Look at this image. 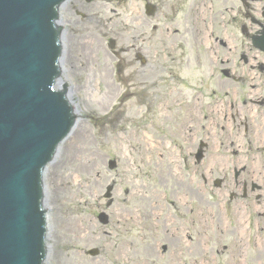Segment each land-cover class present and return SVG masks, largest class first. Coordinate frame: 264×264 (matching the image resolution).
<instances>
[{
	"label": "rangeland",
	"instance_id": "obj_1",
	"mask_svg": "<svg viewBox=\"0 0 264 264\" xmlns=\"http://www.w3.org/2000/svg\"><path fill=\"white\" fill-rule=\"evenodd\" d=\"M164 1L163 12L166 19L154 16L148 20V41L144 46L149 67L145 70L137 64L127 67L124 74L129 77H122L123 80L130 78L127 89L126 85L118 86V78L110 73L109 59L97 50L103 39L107 43L108 38L102 35L104 31L89 26L91 31L87 33L89 41L81 56L80 72L68 79L74 97V107L79 114L75 128H80L82 133L73 132L68 138L71 140L63 142L45 174L49 230L54 231L56 235L50 237V248L56 249L57 254L60 253L58 264H63L71 252L65 249L66 246L97 247L101 250L103 247L96 260L101 264H112L108 248L111 247V242L120 247L118 242L126 235L125 222H118L117 213L113 215V212L127 208L123 199L126 189H141L145 187L144 184L148 188L153 182L164 183L162 181L167 178L166 173L170 168H182L181 172H174L180 182L181 179L186 181L187 175L208 161L216 162L213 173L207 172L208 177L216 178L220 176L221 168L224 171L231 167V160L215 154H225L222 148L217 150V143H210L211 154H208L206 159L192 164V158L186 154L188 144L179 139L173 140L166 127L169 122L162 121L161 115L158 114L166 103V98H171L169 91L174 93L175 87L183 88L192 81L180 79L181 84L176 82L170 73L173 64L170 48L165 47L166 55H162L159 47L161 41L170 45L174 39L171 14L173 0ZM97 6L112 9L113 28L117 34L111 31L109 35L115 36L122 44L146 28L140 15L143 0H113L110 4L99 0ZM66 9L77 20L73 6H67ZM80 33L85 31L78 32ZM145 93L150 97L149 106L144 103ZM167 108L170 109L171 106ZM196 135L198 139L204 138L199 130ZM224 144L222 143V147ZM109 158L117 160V167L112 171L107 170ZM187 168L191 170H186ZM196 176L200 177L199 173H196ZM113 179L117 184L115 203L106 208L102 194L105 186ZM218 196L214 194L213 199L209 200L215 202ZM103 209L109 214V222L106 224L100 223L96 217ZM251 217L256 218V215L251 212ZM260 225L264 226V218ZM75 226L80 228L79 232H83V236L67 233ZM256 235L258 245L264 247V231ZM229 238L228 244L231 242V237ZM239 244L246 247L247 240L244 238ZM248 251L250 254L241 255L242 261L250 262L251 257H257V263L264 264V250L257 256L254 246H249ZM114 264H119V261Z\"/></svg>",
	"mask_w": 264,
	"mask_h": 264
},
{
	"label": "water",
	"instance_id": "obj_2",
	"mask_svg": "<svg viewBox=\"0 0 264 264\" xmlns=\"http://www.w3.org/2000/svg\"><path fill=\"white\" fill-rule=\"evenodd\" d=\"M62 1L0 0V264L44 255L41 173L73 122L52 89Z\"/></svg>",
	"mask_w": 264,
	"mask_h": 264
},
{
	"label": "flooded vegetation",
	"instance_id": "obj_3",
	"mask_svg": "<svg viewBox=\"0 0 264 264\" xmlns=\"http://www.w3.org/2000/svg\"><path fill=\"white\" fill-rule=\"evenodd\" d=\"M256 1L259 3L258 6L251 7L243 13V17L251 24L256 23L258 19L264 22V0ZM210 31L212 33V29ZM201 36V33L194 31L193 41L204 42L206 45L204 48L205 62L209 66L207 77L212 79L214 84L208 89L209 92L231 90L236 94V102H230V105H208V114L206 112L204 114L208 123L220 128L221 133L225 132L222 134L224 136H226L227 124L238 128L244 127L245 131L253 123L263 126L264 100L256 99L254 93L264 92V85L260 82L255 83L253 79L257 77L255 71L263 70L262 73H264V53L253 50L250 46L247 47L245 40L238 35L232 49L223 38L202 39ZM175 50H180L179 44L175 45ZM242 69H246L247 72ZM246 73L248 76L245 75ZM193 121V115H188L180 122V132L186 137H189L191 133L187 125ZM262 132H264V127ZM242 189L247 193L256 188L253 184L244 183ZM168 195L171 198L175 197L176 192L171 191ZM194 196L193 190L189 188L182 203L171 200L165 205L162 204L157 193L148 198L144 197L145 224L143 227L146 231L144 233L149 235L150 240L141 242L140 246L135 247L134 242L130 240L133 237L129 236L126 239L128 242L126 253L129 260H133V264H198L194 258H189L188 262H184L183 256L191 257L196 253H201V250L197 249L195 239L197 235L207 234L205 230V227H208L207 217L211 219V227L223 234L225 239L230 230L223 226L220 210L209 211L207 207H201L199 214L202 215L198 216L193 205ZM202 218H206L205 227L199 226V230L196 231L197 222ZM219 250L221 254L219 264H227L225 243H221Z\"/></svg>",
	"mask_w": 264,
	"mask_h": 264
},
{
	"label": "bare ground",
	"instance_id": "obj_4",
	"mask_svg": "<svg viewBox=\"0 0 264 264\" xmlns=\"http://www.w3.org/2000/svg\"><path fill=\"white\" fill-rule=\"evenodd\" d=\"M74 132V134H80L81 133V130L80 129H78L77 131L75 130V127H73L72 128V130H71V132L69 133V135L64 139V141L65 140H67V138L72 134ZM69 140H71V139H68V141ZM63 141V142H64ZM219 141V137H217L216 139H215V142L217 143ZM70 143L71 142H69V144L68 145H70ZM212 162V164L214 163V165H211V166H215V164H216V162L215 161H211ZM208 165V164H207ZM209 166V165H208ZM258 190H260V189H258ZM257 190V191H258ZM243 219H244V217H243ZM245 220H246V217H245ZM79 230L80 229H78L76 226L75 227H71L69 230H68V232H74V233H77V232H79ZM52 235V233L50 234V236ZM55 235V234H54ZM56 236V235H55Z\"/></svg>",
	"mask_w": 264,
	"mask_h": 264
}]
</instances>
